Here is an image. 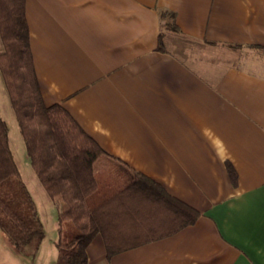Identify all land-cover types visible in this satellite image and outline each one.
<instances>
[{
    "label": "crops",
    "instance_id": "0c3cea01",
    "mask_svg": "<svg viewBox=\"0 0 264 264\" xmlns=\"http://www.w3.org/2000/svg\"><path fill=\"white\" fill-rule=\"evenodd\" d=\"M26 18L45 102L199 212L178 227L125 191L119 252L97 234L88 264H264V56L235 61L264 47V0H26Z\"/></svg>",
    "mask_w": 264,
    "mask_h": 264
},
{
    "label": "trees",
    "instance_id": "16d2710c",
    "mask_svg": "<svg viewBox=\"0 0 264 264\" xmlns=\"http://www.w3.org/2000/svg\"><path fill=\"white\" fill-rule=\"evenodd\" d=\"M166 27L177 30L175 14L163 11ZM0 71L17 116L27 153L58 211L55 264H88V246L105 238L107 256L119 252V194L142 191L174 211L178 227L199 212L160 183L109 153L61 103L47 104L37 76L26 18V0H0ZM264 50V47H256ZM233 181L237 174L229 164ZM0 227L16 249L36 257L46 236L38 205L12 151L0 116Z\"/></svg>",
    "mask_w": 264,
    "mask_h": 264
},
{
    "label": "rangeland",
    "instance_id": "374dc122",
    "mask_svg": "<svg viewBox=\"0 0 264 264\" xmlns=\"http://www.w3.org/2000/svg\"><path fill=\"white\" fill-rule=\"evenodd\" d=\"M4 50V44L0 36V52ZM235 61L246 63L253 58V54L264 56L262 49H244L240 51ZM0 116L6 121L9 129V139L15 159L18 163L22 176L28 184L34 199L38 205L39 214L44 222L46 236L41 244L38 254L32 258L25 254L19 253L14 244L11 249L1 243L0 239V264H55L58 257L57 241L59 239L58 219L56 209L49 200V195L37 176L31 165L24 137L20 125L12 107L8 90L0 71ZM0 227V233H1Z\"/></svg>",
    "mask_w": 264,
    "mask_h": 264
}]
</instances>
